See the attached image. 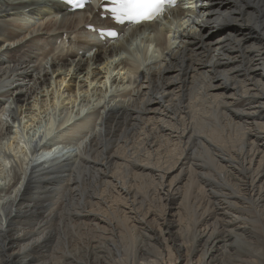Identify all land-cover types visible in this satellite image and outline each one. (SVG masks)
<instances>
[{"label": "bare ground", "instance_id": "6f19581e", "mask_svg": "<svg viewBox=\"0 0 264 264\" xmlns=\"http://www.w3.org/2000/svg\"><path fill=\"white\" fill-rule=\"evenodd\" d=\"M183 1L164 21L125 31L96 4L71 13L48 0H0V82H31L0 92V264H264V0ZM34 17L46 25L33 38L62 39L57 57L53 45L39 55L32 41L19 44L24 31L12 24ZM81 25L124 37L77 41ZM138 39L146 59L152 45L162 57L143 67L142 55L123 58ZM123 70L133 82L111 73ZM70 75L66 99L57 87ZM81 77L91 91L79 101L71 81ZM108 89L123 100L106 103ZM50 109L71 124L66 143L79 135L78 149L22 151L43 138L25 134Z\"/></svg>", "mask_w": 264, "mask_h": 264}, {"label": "rangeland", "instance_id": "374dc122", "mask_svg": "<svg viewBox=\"0 0 264 264\" xmlns=\"http://www.w3.org/2000/svg\"><path fill=\"white\" fill-rule=\"evenodd\" d=\"M205 8L204 7H202L201 8V10H204ZM58 19V21H59V19L60 18H57ZM57 19L56 20H52V21H57ZM201 21H203V19L201 18L200 19ZM46 22H43L41 19H39V18H31V19H27V20H20V21H16L15 23H13L12 24V27L14 28V29H21L22 31H24V33H23V35H22V40L19 42V44L21 45V44H23V43H25V42H27L28 41V44L32 41V45H37L39 48H38V50L36 51V53L38 54L39 53V55H42L41 53H43V52H45V50L47 51V50H50V48H51V46L53 45V47H54V49L56 50V47H57V51H54L53 53H55L54 55H53V53H52V57H57L59 54H61L60 52H59V48H60V50H61V48H62V45L60 44V42L62 43V39H55V37H51V39H48V37H44V38H39V37H34L33 38V35H30L31 33H33V32H37V30L38 29H43V27L46 25L45 24ZM231 26V27H233V26H236L237 24L236 23H233V22H230V23H219L218 24V27L219 28H223V27H226V26ZM83 25H81V30H79L78 31V29L76 30V32L74 31V33H73V35H72V38H74L75 40H77V41H82V42H85V41H94L95 40V37L94 36H92V35H88V34H86L85 33V30H82L83 29V27H82ZM191 28H193V26H191ZM53 31H55L56 32V30H57V28H55L54 27V29H52ZM52 31V33H51V35H53L54 34V32ZM192 32L193 33H199V31H198V29L197 28H194L193 30H192ZM85 38V39H84ZM93 38V39H92ZM173 39V38H172ZM57 40L58 41H60V42H57ZM140 40V41H139ZM173 42H175V40H172L171 41V45L173 44ZM34 43V44H33ZM19 44H15L14 45V47H16V46H18ZM174 45V44H173ZM178 44H176V46H177ZM60 46V47H59ZM6 47H7V45H6ZM59 47V48H58ZM75 49H76V51H79L78 50V48H76L75 47ZM146 49H147V46H146V44L145 43H143V42H141V39H138V40H136L135 42H133V46L131 47V51H130V53L129 54H125L124 56H123V58H127L128 60H131L132 58H134L136 61H137V59L135 58L137 55H142L141 56V58L139 59V62L140 63H142V67L143 66H145L146 64H148L149 62H154L155 61V59L156 58H158V59H160L162 56H161V52L159 51V50H157L156 49V47L154 46V45H152L151 47H150V55H149V57H148V59H146L144 56H145V54H146ZM5 51H6V48H4L3 49V51H1L0 52V54L2 53V55L3 54H5ZM63 51V50H62ZM83 51V53H84V55H86V59L87 58H89V57H92L93 55H94V53H92L91 55L88 53H86V51L83 49L82 50ZM65 52V51H64ZM6 60H7V57L5 58ZM163 61H165V60H163ZM44 65L46 64V62L47 61H45L44 60ZM148 62V63H147ZM130 64H133V62H131ZM144 64V65H143ZM159 67V64H154V65H152V66H150V67H148V68H155V67ZM45 67V66H44ZM141 70H143V69H141ZM50 72H51V69L49 70ZM123 73L122 74H120L121 72H118V71H115L114 73H113V71H111V73H112V75H113V77L115 76V77H118V79L120 80V79H124L125 78V81L124 82H127L128 80H133L134 81V79L136 78L135 77V75L133 76V74L134 73H131V75L129 74L130 72H127V71H125V70H123L122 71ZM125 72H127V73H125ZM144 72H146V70L144 71ZM125 73V74H124ZM117 75H119V76H117ZM123 77H122V76ZM130 75V76H129ZM133 76V77H132ZM126 77H128V78H126ZM71 78V75L67 78V81L64 83V85L63 86H61L60 87V89H59V87H57V85H56V83L54 84V88H55V86L57 87V89L58 90H60V92H61V94L63 95V96H66V93H64V87H65V85L69 82V79ZM130 78V79H129ZM90 80H91V78H89V82H90ZM17 81V79L16 80H12V81H9V83H7V82H0V92H2V91H4L5 89H15L16 87H25V85H27V84H31V82L30 81H26V82H24V83H20V82H16ZM83 81H85V78H79L78 80H76L75 78H73L72 79V83L74 84V82H75V87H74V89L76 90L75 92L76 93H78V94H81L80 95V97L78 96V100L79 101H82L83 99L85 100V98H83V97H88V95L86 94V92L88 91V90H90L91 91V89H90V86L89 85H85V83L83 82ZM103 81H106L105 79H103L102 80V82ZM130 81V82H131ZM132 81V82H133ZM14 82V83H13ZM3 83V84H2ZM6 84V85H5ZM8 84H9V86H8ZM127 85V84H126ZM59 86V85H58ZM101 87V89H103V91H105V88L103 87V85H100L99 83H95V84H93L92 85V87L91 88H93V87ZM11 87V88H10ZM129 88V90L130 89H133L134 87L133 86H129L128 87ZM47 90V89H46ZM46 90H45V94H47L46 93ZM51 90H52V88H50L49 89V91H50V93H49V95H48V97H44L43 99L41 98V96H42V94H40L39 95V100L38 99H36V100H38V106H39V108L38 109H36L35 108V110H37L38 112H34V114H39V112L41 111L40 110V106H41V103H43V102H41V99L42 100H44V101H47L48 100V104H49V102H50V98L51 97H49L50 96V94H51ZM128 90V89H127ZM128 90V91H129ZM123 93V92H122ZM91 94V93H90ZM106 95H107V101H106V103H108L110 100L113 102V100L115 101L116 99V101H120V99H122V98H120V96H113V93L111 92V90L110 89H108V93H106ZM82 96V97H81ZM53 97V96H52ZM66 99H67V96L65 97ZM96 99V98H95ZM123 100V99H122ZM32 101H34V99L32 100ZM94 102H92V103H94V105L96 106V104L98 105V103H99V101H97V102H95V100H93ZM59 105H61V104H64V100L63 101H60L59 103H58ZM104 104V101L102 102V105ZM63 107H65V106H61V110H63V111H65L64 109H62ZM28 108H29V105H28ZM61 110H56L55 111V114H53L52 113V109H50V113L52 114H48L47 112L46 113H42L41 115H39L38 117H40V120H37V123L35 122V128H33L32 130L30 129L29 130V132L28 133H26L25 135H27V138L29 139H27L28 141L27 142H30V140H31V138H32V136H33V130H36V129H39V130H41V132H42V134H43V138H40L39 140H38V142L37 143H32V144H24L23 143V146L25 147V149L23 148V149H21L22 151H26V153H29V154H33V152H35V150H38V151H36V153H38V158L39 157H41V154L42 153H44L45 152V154H46V151H47V147H44L43 146V144H45L44 142H47V141H53L52 143H54V145L55 146H53V148L54 149H52L53 151H52V153L54 152V153H56V154H60L61 152L63 153H65V152H67V151H69V150H71V151H74V150H77L78 149V147H75V140L76 139H78V137H79V135H72L71 136V139L68 137H66V139H69L68 141H69V143H66V140H64V138L65 137H63L62 135L64 134V133H66L69 129H70V127H71V124L69 125V126H65V125H63V123H62V121L64 120L63 119V117L62 116H60V112H61ZM42 111H43V109H42ZM41 111V112H42ZM34 114H32L31 116H33ZM26 116V118H23V120H22V122H23V124H21L22 125V127L24 126V125H27L25 122L28 120V118H29V116H30V114H25V115H23V117H25ZM27 116H28V118H27ZM30 116V117H31ZM55 116V117H54ZM46 117V118H45ZM54 117V118H53ZM5 118V117H4ZM54 119V120H52V119ZM58 118V119H57ZM52 120V121H54V122H56L57 123V126L55 127H52V129H50V131L49 132H47V130L50 128L49 127V120ZM63 119V120H62ZM50 120V121H51ZM53 122V123H54ZM39 123V124H38ZM62 123V124H61ZM44 125V126H43ZM62 125V126H61ZM17 126V125H16ZM60 126H61V128H60ZM18 127V126H17ZM19 129V128H18ZM63 129V130H62ZM51 130H53V131H51ZM55 130V131H54ZM84 130V131H83ZM82 130V133L80 134V136H86L87 135V133H88V128H86V127H84V129ZM45 133H47V134H45ZM49 133V134H48ZM66 136H68V134L66 135ZM42 141H43V143H42ZM59 141L61 142V143H59ZM4 144L6 143H8V140H6V142L4 141L3 142ZM71 143V144H70ZM40 144H42V145H40ZM67 144H70V145H67ZM22 145V144H21ZM37 146H38V149H36L37 148ZM39 146H40V148H39ZM69 148H68V147ZM33 147V148H32ZM56 147V148H55ZM58 147H59V149H58ZM66 149V151H63L64 149ZM44 151V152H43ZM10 152V154H15V155H19V154H17L18 153V151L16 150L14 153H12V150H10L9 151ZM42 152V153H41ZM44 154V155H45ZM6 155H9V154H6ZM43 155V156H44ZM13 157V156H12ZM18 157H21V155H19ZM17 157V158H18ZM24 157V155H22V157L21 158H23ZM45 157V156H44ZM42 158V157H41ZM11 160V163H10V165H8V167H7V169H6V172L8 173V175L10 176V178L9 179H11L12 178V175H13V171L15 170L14 169V167H15V160L16 159H13V158H11L10 159ZM17 169V168H16ZM11 174V175H10ZM182 202V197L180 196V197H177V200H176V206H180V203ZM248 214V215H247ZM238 215L242 218H246V216L249 218V217H251L250 216V213L249 212H241V213H238ZM251 222H247L246 224L248 225V226H250V227H253V225H252V223L250 224ZM256 234H258V233H256ZM252 238V237H251ZM250 238V239H251ZM253 239L254 240H257L258 239V236L256 235H254V237H253ZM261 242H263V239H261L260 240ZM109 246H113V243L112 242H109V243H107ZM111 244V245H110ZM122 246H123V248H122V250L125 248L124 247V243L122 244ZM264 244L262 245V247H260L261 248V250H262V255H261V260L262 261H264V255H263V253H264ZM246 249H243L241 252L243 253L244 251H245ZM255 259V258H254ZM256 260V259H255ZM178 264H179V262H178ZM183 264H185V262L183 263ZM259 264V263H258Z\"/></svg>", "mask_w": 264, "mask_h": 264}, {"label": "snow or ice", "instance_id": "6c2138e0", "mask_svg": "<svg viewBox=\"0 0 264 264\" xmlns=\"http://www.w3.org/2000/svg\"><path fill=\"white\" fill-rule=\"evenodd\" d=\"M72 7L83 8L88 0H66ZM178 0H108L104 5L106 12L111 14V18L118 24L151 23L162 16L167 6H175ZM110 5V6H109ZM104 30H101L103 34ZM107 35L115 37L118 33L109 30Z\"/></svg>", "mask_w": 264, "mask_h": 264}]
</instances>
